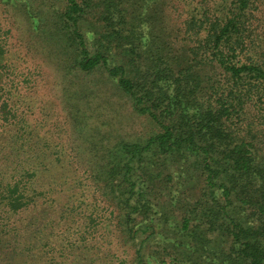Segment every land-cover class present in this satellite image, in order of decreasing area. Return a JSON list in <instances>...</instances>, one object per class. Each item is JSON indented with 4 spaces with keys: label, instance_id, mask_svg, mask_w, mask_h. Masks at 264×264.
I'll use <instances>...</instances> for the list:
<instances>
[{
    "label": "trees",
    "instance_id": "16d2710c",
    "mask_svg": "<svg viewBox=\"0 0 264 264\" xmlns=\"http://www.w3.org/2000/svg\"><path fill=\"white\" fill-rule=\"evenodd\" d=\"M64 1L60 21L76 48L75 67L82 74L105 69L136 110L159 126L144 143L120 142L105 172L91 174L109 202L119 241L136 246L130 261L104 252L100 261L264 264V47L253 42L250 29L258 1L232 0L222 14L194 16L187 32L195 44L181 53L170 43L151 42L147 20L129 24L124 0ZM144 2L149 8L156 0ZM90 18L102 29L99 37L90 32L93 50L81 31ZM3 87L0 264H93L90 254L78 252V240L53 241V229L72 215L70 191L63 193L62 177L49 175L57 163L50 143L35 137L13 91L4 96ZM169 157L193 158L205 176L179 222L167 221L153 202L149 185L155 175L146 166L137 172L144 162L151 167ZM194 174L192 180L200 181ZM171 200L178 204L176 193Z\"/></svg>",
    "mask_w": 264,
    "mask_h": 264
},
{
    "label": "rangeland",
    "instance_id": "374dc122",
    "mask_svg": "<svg viewBox=\"0 0 264 264\" xmlns=\"http://www.w3.org/2000/svg\"><path fill=\"white\" fill-rule=\"evenodd\" d=\"M124 1L129 24L147 20L153 30L151 42L170 43L171 50L181 53L195 44V37L187 32L188 21L205 13L222 14L232 0H156L149 8L144 0ZM257 1L250 29L253 42L264 47V0ZM64 7V0H0V85L4 96L13 91L35 137L50 143L48 151L58 164L49 175L62 177L63 193L70 191L72 215L53 229V241L57 236L78 240L83 246L78 252L90 254L93 264H109L100 261L101 252L130 261L136 246L119 241L121 231L107 207L109 202L101 199L91 174L105 172L109 155L120 142L144 143L159 126L136 110L133 100L105 69L82 74L75 67L76 48L60 21ZM101 30L94 18L84 22L81 31L92 50L96 40L90 32L99 37ZM145 166L155 175L149 185L153 202L165 212L167 221L179 222L187 204L204 188L205 176L195 170L193 158L179 162L172 157L157 158L151 167L142 163L137 172L143 173ZM193 173L201 180H192ZM175 193L178 204L171 200ZM57 207L53 201V208ZM167 221L163 222L165 233L170 235ZM83 235L86 241L80 240ZM53 246L58 249L56 243Z\"/></svg>",
    "mask_w": 264,
    "mask_h": 264
}]
</instances>
